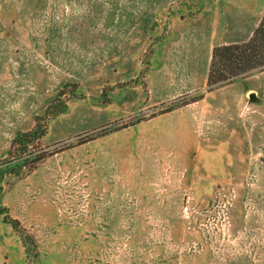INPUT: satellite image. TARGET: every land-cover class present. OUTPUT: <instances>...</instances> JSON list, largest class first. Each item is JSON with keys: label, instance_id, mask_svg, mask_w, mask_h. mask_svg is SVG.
I'll use <instances>...</instances> for the list:
<instances>
[{"label": "rangeland", "instance_id": "rangeland-1", "mask_svg": "<svg viewBox=\"0 0 264 264\" xmlns=\"http://www.w3.org/2000/svg\"><path fill=\"white\" fill-rule=\"evenodd\" d=\"M207 6L215 47L264 18V0H0V264H264V71L218 88L235 120L197 124L206 88L155 91L177 79L167 34Z\"/></svg>", "mask_w": 264, "mask_h": 264}, {"label": "crops", "instance_id": "crops-1", "mask_svg": "<svg viewBox=\"0 0 264 264\" xmlns=\"http://www.w3.org/2000/svg\"><path fill=\"white\" fill-rule=\"evenodd\" d=\"M218 13L219 10L216 7L207 6V8L203 9L192 18L185 20L180 19V22L175 24V29H172L167 34L174 40L173 48L178 55V57H175V64L171 68V71L177 75V79L157 82L155 91L159 98L172 101L182 96L195 94L205 88L207 90L209 71L215 47L214 44L215 40H217L216 35L218 34ZM235 83L236 82L230 85ZM218 91L217 89V91L214 90L209 92L200 101L189 105V107H191L193 105H203L205 103L211 108L205 111H199V116L193 117L197 120V124H199V120H202L203 117L222 118V116H224L233 120L238 118L236 104L239 100L237 96H229L228 99H225V96L218 94ZM225 104H227L229 111L223 110ZM183 112L182 110V116H184ZM176 113L180 115V111L176 112L175 110L172 112V114L175 115ZM222 113H224V115ZM194 123L196 122L194 121ZM182 126L183 124L175 123L174 129H176V134L185 138L189 132L188 130L185 132V128ZM205 144H207V142H205Z\"/></svg>", "mask_w": 264, "mask_h": 264}, {"label": "trees", "instance_id": "trees-1", "mask_svg": "<svg viewBox=\"0 0 264 264\" xmlns=\"http://www.w3.org/2000/svg\"><path fill=\"white\" fill-rule=\"evenodd\" d=\"M259 71H264V18L247 43L214 48L207 91L212 92L235 81L248 78ZM203 97L202 94L194 98L193 102ZM24 165L23 162L19 167Z\"/></svg>", "mask_w": 264, "mask_h": 264}, {"label": "water", "instance_id": "water-1", "mask_svg": "<svg viewBox=\"0 0 264 264\" xmlns=\"http://www.w3.org/2000/svg\"><path fill=\"white\" fill-rule=\"evenodd\" d=\"M254 98H255V96L253 95V96H252V99H254Z\"/></svg>", "mask_w": 264, "mask_h": 264}]
</instances>
